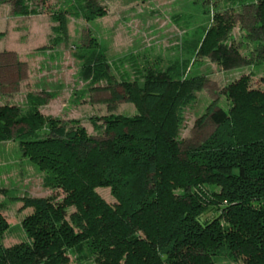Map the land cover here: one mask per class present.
Wrapping results in <instances>:
<instances>
[{
    "label": "trees",
    "instance_id": "obj_1",
    "mask_svg": "<svg viewBox=\"0 0 264 264\" xmlns=\"http://www.w3.org/2000/svg\"><path fill=\"white\" fill-rule=\"evenodd\" d=\"M11 1L15 15L41 12L33 0ZM225 1L250 6L254 48L241 53L230 33L233 16L216 11L202 34H187L183 52L207 55L222 69L264 62V0ZM104 12L95 0H65L52 14L51 43L67 37V15L92 20ZM89 40L76 52L78 79L86 88L105 82L136 113L93 117L91 134L77 120L39 111L56 89L35 99L28 92L26 107L0 104V141H17L53 190L21 199L32 209L21 221L25 237L0 243V264H67L68 251L95 264H264V74L263 87L247 78L225 86L229 107L209 102L196 124L209 121L212 132L186 145L183 111L205 83L188 75L189 59L138 66L133 80L118 81L105 49ZM97 188H109L114 202ZM6 228L0 204V237Z\"/></svg>",
    "mask_w": 264,
    "mask_h": 264
},
{
    "label": "rangeland",
    "instance_id": "obj_2",
    "mask_svg": "<svg viewBox=\"0 0 264 264\" xmlns=\"http://www.w3.org/2000/svg\"><path fill=\"white\" fill-rule=\"evenodd\" d=\"M39 14H13V1H0V104L26 107V95H43L57 90L55 98L39 105L44 116L60 117L64 121L77 120L95 134L91 118L108 113L133 115L135 105L124 98L115 99L105 82L86 88L77 73L80 61L78 49L90 44L91 37L105 49L110 71L120 80L123 76L133 80L138 66L147 64L166 66L175 59H189L187 73L205 79L204 86L195 92V99L183 111L180 137L186 145H196L213 130L211 122L197 125L196 120L214 99L228 108L229 100L222 94L228 84L247 78L252 87H263L264 62L220 68L207 55L185 54L183 40L189 32L202 34V26H211L213 14L220 11L232 15L231 36L239 50L248 54L255 46L248 36L251 32L250 6H232L225 0H95L104 8V14L92 20L67 15V37L53 44L57 23L52 14L65 5V0H33ZM254 32V30L252 31ZM86 94L77 98L80 90ZM122 93L121 87H115ZM42 171L23 155L20 145L13 139L0 141V194L2 214L7 228L0 243L9 246L21 241L24 231L21 221L31 207L23 208L25 197H45L53 190L43 186ZM108 202H114L109 188H97ZM67 264H95L78 262L67 252ZM217 264H242L232 260Z\"/></svg>",
    "mask_w": 264,
    "mask_h": 264
}]
</instances>
